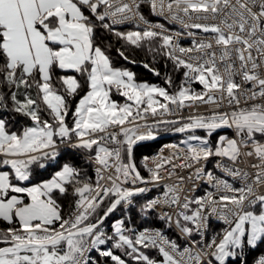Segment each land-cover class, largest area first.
Wrapping results in <instances>:
<instances>
[{"label":"snow or ice","instance_id":"snow-or-ice-1","mask_svg":"<svg viewBox=\"0 0 264 264\" xmlns=\"http://www.w3.org/2000/svg\"><path fill=\"white\" fill-rule=\"evenodd\" d=\"M140 2L0 0V83L10 89H24L22 99L17 98V91L11 92V111L33 122L17 133L9 130L6 119L0 118V220L13 225L0 230V245H5L0 246V264H90L88 253L93 249L115 264L127 262L113 249L145 264H228L230 259L242 256L246 246L254 248L264 242V194L257 191L264 187V0H148L155 14L167 13L185 28L210 34L188 48L180 47L172 35L165 34L163 25H151L143 31H116L114 25L129 20L148 24L139 12ZM93 18L102 22L104 29L137 47L145 40H161L162 47L167 49L164 54L177 67L187 70L185 84L170 94L164 88L135 83L132 72L114 68L106 51L95 43ZM56 69L78 73L88 85V91L75 107L72 127L65 122L69 102L82 83L76 75L54 78ZM167 82L171 83L170 78ZM190 82L201 85L202 91L192 89ZM33 86L36 98L29 91ZM113 89L131 103L119 105L111 100ZM225 100L231 110H216L225 106ZM197 103L214 104L216 109L210 115L189 117L187 123L175 128L176 132L204 129L211 136L216 129L229 128L235 129V138L220 136L213 149L207 139L189 135L186 144H199H189L182 158L175 153L172 157L161 156L148 168L150 176H142L130 158L132 146L137 141L152 139L153 133L136 121L144 119L143 114L157 115L158 108L159 114H164L170 112V105L182 108ZM0 107L7 108L2 93ZM43 112L51 119H43ZM73 136L77 141L73 147L91 151L95 146L94 160L100 167L96 169L94 184L82 181L79 171L68 165L50 180L31 186L23 183L32 177L31 165L55 154L48 150L55 149L57 139L71 140ZM108 143L117 147L109 148ZM244 155L258 160L252 165L255 172L251 175L236 167L216 165L228 176L243 181L239 187L205 172L201 165V161L212 156L227 158L235 165ZM174 159L183 162L176 164ZM166 165H171V169ZM193 167L194 173L178 176V182L164 185L163 198L150 200L144 210L161 205L175 210L174 215L162 213L160 219L169 226L175 224L186 236L191 237L195 231L201 237L199 240H192L181 251L180 245L161 231L144 230L134 237L126 234L132 229L123 219L112 225L114 236L102 230L101 225L117 206L131 204L134 196L148 190L136 185L159 186L161 181L176 175L175 169ZM205 177L214 192L208 191L201 197L184 193L185 179ZM68 185L74 186L78 199L75 211L65 218L54 193L65 194ZM105 198L111 202L104 214L92 220ZM209 216L222 220L228 227L222 235L205 243ZM109 241L113 242L111 248L100 247ZM141 247L158 249L163 259H151ZM257 264H264V257Z\"/></svg>","mask_w":264,"mask_h":264},{"label":"trees","instance_id":"trees-1","mask_svg":"<svg viewBox=\"0 0 264 264\" xmlns=\"http://www.w3.org/2000/svg\"><path fill=\"white\" fill-rule=\"evenodd\" d=\"M86 14L87 11H86ZM94 19L96 24L94 39L95 43L98 44L102 49L106 51V54L112 61V66L118 69H124L132 72L134 74V81L137 83H147L149 85H154L158 88L166 89L170 94L177 92L182 84H185V72L186 69L183 67H177L176 63L170 59L164 53L167 49L162 47V41L159 39L145 40L142 41L140 46L137 47L132 45L125 40L121 39L114 35L112 31L106 30L101 27L100 21ZM107 22V21H106ZM116 31L127 33L129 31H139L135 28H119ZM123 52V56L120 53ZM127 57V59H125ZM3 63L2 58H0V64ZM147 65V67H145ZM156 73H159L157 75ZM54 78L62 75H76L77 79L81 81L82 88L78 90V94L70 99L69 102V115L66 117V123L69 127L73 126L74 122V110L77 106L79 99L88 91V85L85 81V78L78 73H65L62 70L56 69L53 73ZM171 80L169 84L167 81ZM3 80V77L0 76V81ZM57 87H60L57 82ZM192 89H195L197 92L202 88L198 83L190 84ZM17 91V98L22 99V94L24 89L19 90L10 89L6 84L0 83V93L5 97V103L7 108L0 107V118H4L8 121V128L10 131H15L20 133L24 128L32 126L33 122L26 116H22L18 113L11 111L12 101H11V92ZM33 98H36V88L33 86L29 90ZM162 100V99H161ZM43 107V105H41ZM43 119H51V117L46 113H42ZM181 124L174 125H162L153 129L152 133L157 137H166L178 133L175 131L176 127L181 126ZM203 133V132H202ZM185 136L180 138L172 139L174 141H181ZM257 138L259 136L257 135ZM76 140L73 136L71 140L60 141L57 139L56 144L59 145L62 142H69ZM169 139L161 141H151L143 142L134 147L131 151V160L135 162L137 169L140 171L142 176H146V173L142 167V158L145 155L153 152L162 141H168ZM81 152L83 151L86 154L93 155L95 154V146L93 150H86L83 148L77 147ZM53 152V151H51ZM54 155L50 158H43L38 160L35 164L31 165L32 177L30 181L23 182L24 184L31 186L32 184L42 183L44 181L50 180L55 173L61 171L65 165L71 166L77 169L80 173V179L82 181H90L93 184L96 182L97 178L93 172L91 164L79 153L70 150L68 148H59L54 150ZM126 155V154H125ZM43 164V167L40 165ZM68 191L65 194H59L58 192L54 193V198L60 204L62 209V215L67 218L70 213L76 207V201L78 197L74 194L73 185L67 186ZM110 199L107 198L103 205L97 210L95 215L92 217V220L97 219L102 216L110 203ZM146 205V199L136 200L135 204L130 207L127 211L124 212L126 215L125 223L129 229H132L131 232L126 234L130 236H135L142 229H158L166 233L169 237L176 236L173 233L172 229L169 228V225L166 221L159 219L151 211L144 210ZM119 217V212L112 214L105 222L104 232L109 236H112L111 225L113 221ZM13 226L9 225L7 222L0 220V228L6 230L8 227ZM177 237V236H176ZM113 242L109 241L108 244L100 246L102 249L111 248ZM2 246V245H0ZM116 254L121 255L123 259L126 260L127 264H145L144 261L135 260L131 256L124 255V252L119 249H113ZM141 251L145 255H148L151 259L156 261H161L162 255L159 253L158 249L155 248H142ZM264 255V242L259 243L256 249L244 251L243 255L234 260H230L228 264H253L254 261ZM90 264H115L111 261L110 258L102 257L99 254V251L93 249Z\"/></svg>","mask_w":264,"mask_h":264},{"label":"built area","instance_id":"built-area-1","mask_svg":"<svg viewBox=\"0 0 264 264\" xmlns=\"http://www.w3.org/2000/svg\"><path fill=\"white\" fill-rule=\"evenodd\" d=\"M139 12L140 14L143 15L144 19L148 22V24H144L142 21H139L138 19H136V20L126 21L123 24L114 25L113 27L116 29L135 28L139 31H143L145 28L151 25H163V31L165 32V34L172 35L174 37V42L177 43L180 47H185V48L192 47L194 41L207 39L210 36V34L203 33L202 31L198 29L185 28L183 24L179 23L178 21H174L170 19L167 13H165L164 15L155 14L148 0H141ZM188 22L191 23V21H188ZM154 30L161 31V29L159 28H156ZM190 32L193 33V35H189L188 33ZM192 83H196V82H190V84ZM200 91H202V88L200 89ZM255 102H260V101H248L249 104L255 103ZM224 105L225 106L220 109H216V105L214 104H203V103H197L192 106L182 107V108H177L175 105H170V112L159 114L161 110L158 108L157 115H152L150 113L143 114L144 119H138L136 123L140 125H146L151 129V131H153L154 128L151 127L152 125H156V127L162 126V125H174V124H168V123H158L160 121H177L178 123H175V124H181V123H187L188 118L191 116L210 115L214 109L218 111H230L231 110L228 108L226 100L224 101ZM241 106H244L243 101H242ZM112 131H119V129H112ZM189 135H196V136H200L203 139H207L209 141L208 146L215 149V147L217 146V141L220 136H227L229 138H235L236 133H235V129L219 128V129H216L212 133L211 136H208L206 131H194V132L187 133L181 141H174V140L162 141L153 152L149 153L148 155H145L142 158L141 163H142L143 170L146 173L145 177L147 178L150 176V173L148 172V168L153 167L154 166L153 161L158 160L161 156L172 157L173 154L175 153L177 157L182 158L187 154V148L189 144L191 145L199 144V141H188V143L186 144L185 141L188 140ZM119 138L122 139V136ZM148 140L149 139L137 141L132 146V149L136 145L143 143V142H147ZM75 143H77L76 140H73L70 142H63L59 144L58 147L68 148L70 150H73L79 153L81 156H83L91 164L93 172L95 173L96 178H97L96 169L100 166L95 163V160H94L95 154L89 155V154L84 153L83 151L81 152L80 150L77 149V147H73ZM107 146L109 148L117 147V145L114 143H108ZM248 150L249 149H242V152H246ZM121 155L122 157H124L125 152L122 151ZM145 158H148L147 161L145 160ZM173 162L176 164H179V163H182L183 160L174 159ZM146 163H147V167H145ZM217 163L225 164L229 167L239 168L242 172H246L251 175L255 172V169L252 168V165L255 163H258V160L256 159L255 156L248 157L244 155L241 157V159L238 162H236L235 165H233L231 161L227 160V158L217 157V156H212L208 160L201 161V165L204 167L205 172H212L214 176L220 179L228 180L229 183L233 184L234 187H239L242 185L243 181H241L238 177H235V178L230 177L226 173L222 172L218 167H216ZM201 165H197L195 167H199ZM166 167L168 169H171V165H166ZM195 167L175 169L176 175H173L172 177L166 178L165 180L161 181L159 186H155L153 184L136 185L135 187H145L148 190L139 195L134 196L132 198L131 204L122 203L121 205L117 206L116 210L112 212V214L119 212V217H117L113 221L112 225L121 219L125 221L126 215L124 214V212L127 211L130 207H132L135 204L136 200L146 199V204H147L150 200L157 199V198L162 199L163 192L165 191L164 185L173 184V183L178 182L177 180L178 176H183V177L189 176L190 174L195 172ZM106 174L110 175L111 173H106ZM101 183H103V181ZM193 184H195V187H193ZM125 186L128 187L130 185H125ZM183 191L184 193L190 192L192 197H201V196H204L206 192L208 191L214 192L215 190L205 177L204 179H197L195 181L185 179L183 182ZM257 191L260 194H264V187H259ZM106 199L107 198L104 199V202ZM192 208H195V205H192ZM74 211L75 209L72 212ZM149 211L154 213L160 219V215L162 213L170 212L171 214L174 215L175 210H170L167 206L161 205V206H158L156 209L149 210ZM104 224H105V221L103 225H101V228L103 231L105 230ZM112 225H111V232L114 235V229ZM188 226L194 227L190 223H188ZM227 227L228 225H226L222 220L217 219L215 216H209L207 220V227L204 230V242L207 243L209 239H211L213 236H218V234L222 235L224 229H226ZM169 228L172 229L173 233L176 234L177 237L176 236L169 237L166 233L158 229H148L147 228V229H142L139 232L144 231V230L161 231L170 241H175L178 245H180L181 251L183 250L184 247L190 246L192 240H199L201 238L199 234L195 233V231L193 232V235L191 237L182 234L180 231V228H178L175 224H172L171 226H169ZM0 230H3V229L0 228ZM92 252L93 250L88 253V256L90 257V259H91ZM193 254H195V249H194ZM208 258L209 257H205L204 259H208ZM260 258L261 257L257 258L253 264H257V261Z\"/></svg>","mask_w":264,"mask_h":264},{"label":"rangeland","instance_id":"rangeland-1","mask_svg":"<svg viewBox=\"0 0 264 264\" xmlns=\"http://www.w3.org/2000/svg\"><path fill=\"white\" fill-rule=\"evenodd\" d=\"M121 70H124V69H121ZM126 71H128V70H126ZM135 83H137L136 81H135ZM139 84V83H138ZM149 85V84H148ZM150 86H154V85H150ZM154 87H156V86H154ZM110 98H111V100H113V101H115L117 104H119V105H122V104H124V103H131L130 101H127V99H126V97H124V96H122V95H120L115 89H113L112 90V92L110 93ZM157 99H162V98H160V97H156ZM158 107V106H157ZM258 135V134H257ZM259 136V135H258ZM260 138V137H259ZM258 138V139H259ZM70 142V141H69ZM63 143V142H62ZM56 149H59V147H58V145L56 144V147H55V149L54 150H56ZM53 149H49L48 151L49 152H51V151H54ZM111 216V215H110ZM92 219V218H91ZM105 222H106V220H105ZM4 230V229H3ZM112 236H114L113 234H112ZM259 245V244H258ZM258 245L256 246V247H251V246H246L243 250H242V252L244 253V251H249V250H252V249H256L257 247H258ZM2 246H5V245H2ZM262 257H264V255L262 256ZM234 259H236V258H233V259H230V260H234ZM214 264H215V262H214Z\"/></svg>","mask_w":264,"mask_h":264},{"label":"water","instance_id":"water-1","mask_svg":"<svg viewBox=\"0 0 264 264\" xmlns=\"http://www.w3.org/2000/svg\"><path fill=\"white\" fill-rule=\"evenodd\" d=\"M195 131H206V130H204V129H197V130H195ZM187 133H189V132H184V133H180V132H178V133H175V134H173V135L166 136V137H157V136H155V137H153L152 139H149V140H151V141H161V140H165V139L172 140V139H175V138H180V137L186 135ZM111 214H112V213H111ZM111 214H110V215H111ZM110 215L108 216V218L110 217ZM108 218H107V219H108ZM107 219H105V220H107Z\"/></svg>","mask_w":264,"mask_h":264},{"label":"crops","instance_id":"crops-1","mask_svg":"<svg viewBox=\"0 0 264 264\" xmlns=\"http://www.w3.org/2000/svg\"><path fill=\"white\" fill-rule=\"evenodd\" d=\"M6 222V221H5Z\"/></svg>","mask_w":264,"mask_h":264}]
</instances>
